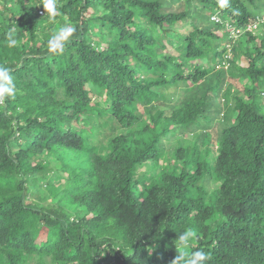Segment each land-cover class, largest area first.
I'll use <instances>...</instances> for the list:
<instances>
[{"label":"trees","instance_id":"trees-1","mask_svg":"<svg viewBox=\"0 0 264 264\" xmlns=\"http://www.w3.org/2000/svg\"><path fill=\"white\" fill-rule=\"evenodd\" d=\"M37 3L0 0V264H172L187 229L185 261L264 264V23L233 37L264 0Z\"/></svg>","mask_w":264,"mask_h":264},{"label":"clouds","instance_id":"clouds-1","mask_svg":"<svg viewBox=\"0 0 264 264\" xmlns=\"http://www.w3.org/2000/svg\"><path fill=\"white\" fill-rule=\"evenodd\" d=\"M228 3V0H218V4L220 7H225ZM42 6L44 12L46 13L45 17L48 19L49 22H54L55 18L58 14L57 8V0H38L36 7ZM43 13V12H42ZM210 21L213 23H220L221 19L218 15H212L210 17ZM258 23L257 27L253 31H248L247 27L252 23ZM264 23V14L261 16L256 17L252 21L247 24L246 28L242 31L236 30L235 34H233L234 39L237 35L242 34L243 32H248L252 34H256V31H260L261 25ZM76 32V28L71 25H63L61 26L48 40V51L52 54H58L63 51L65 44L69 41V39L73 36ZM16 41L12 38L11 33L8 34L7 37V45L9 47L14 46ZM228 47V46H227ZM231 48H227V51L223 54V63L227 64L225 68L222 66V63L216 66V69H220L221 67L227 69L229 64L228 60H230V52ZM228 56V58H226ZM11 70L4 65H0V101H3L5 98L14 97L15 96V84L13 82L11 76ZM196 237V232L187 229L182 231L178 235V239L176 240L177 243L175 247L180 249V252L177 254L175 260L172 264H181V262H185V264H205L208 260V254L205 251L197 250L190 253V259L185 261V257L189 255L186 251L193 247V240Z\"/></svg>","mask_w":264,"mask_h":264},{"label":"rangeland","instance_id":"rangeland-1","mask_svg":"<svg viewBox=\"0 0 264 264\" xmlns=\"http://www.w3.org/2000/svg\"><path fill=\"white\" fill-rule=\"evenodd\" d=\"M172 10H177V7L174 6L172 7ZM174 28H181V25L180 24H175ZM182 33L186 34L187 32L186 31H181ZM180 33V32H179ZM256 34L259 33V31H256L255 32ZM231 55H232V52H231ZM233 84V88L235 85H238V83H235V82H232ZM263 102H264V98H263ZM221 108H220V113H216V121L215 123L218 124V122H222V119H223V114H225V111H226V108H225V105L223 104V101H221ZM215 124V126H216ZM169 136H172V134H170ZM184 139V140H183ZM166 141V142H165ZM191 139L190 138H185V135H180V134H175L173 137H171L170 139H167V140H164L163 142V145L162 147L159 146V156L164 159V157H167V156H171L173 154V152L176 150L177 147H182V145L185 147L186 144H189L191 143ZM206 147V146H205ZM204 147V148H205ZM203 149H201V153H203L202 151ZM161 151V152H160ZM217 153H215L214 156H216ZM159 157V158H160ZM161 159V160H162ZM149 163V167H148V172H154L156 170L155 166L153 165L152 162H148ZM160 164H163V162H159ZM153 167H152V166ZM157 171V170H156ZM210 187V186H209Z\"/></svg>","mask_w":264,"mask_h":264},{"label":"built area","instance_id":"built-area-1","mask_svg":"<svg viewBox=\"0 0 264 264\" xmlns=\"http://www.w3.org/2000/svg\"><path fill=\"white\" fill-rule=\"evenodd\" d=\"M42 13V11L40 10L39 11V14H41ZM257 25H258V23H252L251 25H249L248 27H247V30L248 31H253V30H255L256 29V27H257ZM226 58H228V56H226ZM222 66H224L225 68L227 67V64L226 63H222Z\"/></svg>","mask_w":264,"mask_h":264}]
</instances>
